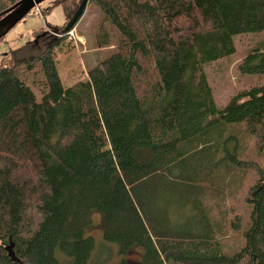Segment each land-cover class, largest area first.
<instances>
[{
	"label": "trees",
	"instance_id": "obj_1",
	"mask_svg": "<svg viewBox=\"0 0 264 264\" xmlns=\"http://www.w3.org/2000/svg\"><path fill=\"white\" fill-rule=\"evenodd\" d=\"M81 2L54 4L69 22ZM88 9L112 27L98 45L114 48L86 78L61 77L67 23L33 31L0 67V264H89L95 211L122 253L141 247V264H264V165L239 150L246 138L264 153V80L221 106L206 72L238 35L260 33L238 69L264 77V0H88L73 29ZM228 165L256 176L230 219L213 186Z\"/></svg>",
	"mask_w": 264,
	"mask_h": 264
},
{
	"label": "rangeland",
	"instance_id": "obj_2",
	"mask_svg": "<svg viewBox=\"0 0 264 264\" xmlns=\"http://www.w3.org/2000/svg\"><path fill=\"white\" fill-rule=\"evenodd\" d=\"M57 0H46L38 5L37 9H33L22 21H20L4 38L0 39V67L12 66L13 59L11 50L17 47V45H24L29 38L32 37V33L38 29H54L62 28L65 23H68L66 13L62 4H54ZM80 4V3H79ZM78 4V5H79ZM70 21V20H69ZM104 25L106 27H104ZM108 29L109 33L112 32V27L109 24L102 23L101 14L94 10H87L81 23L77 28H72L74 34H69L67 39L63 41L62 48L58 50V67L61 77L66 85L71 84L79 79L86 78L87 70L90 66H94L96 62L100 61L114 46L102 47L98 45L97 40L102 29ZM52 31V30H50ZM106 31V30H104ZM59 35V33H58ZM112 34H110L111 36ZM262 34L244 33L236 37L237 52L231 56L223 57L217 61H213L206 66V72L209 77L210 85L214 90V98H216L219 105H224L234 94L240 90L250 87L255 82L264 80V77L245 75L238 69L239 63L243 60L244 56L248 53L249 49L255 46L256 42L262 38ZM112 43H115L114 37L110 39ZM38 97H41L39 91H35ZM252 139L243 138L240 141L239 150L248 154L250 159L259 162L264 165V153L262 155L256 154L254 143ZM232 170L229 171L226 176H223L225 170L219 171V176L224 177V180L216 178L215 187L220 185L223 187L222 191H226L223 206L227 207V214L222 216L229 218L234 214H239L243 211L244 204L241 202V197L247 192V187L255 180V175L249 171H235L233 167L228 165ZM226 169V165H224ZM234 172V174H233ZM233 177L237 186L236 190L241 192L234 193L230 189L227 183V179ZM225 181V183H224ZM247 185V186H246ZM246 186V187H245ZM245 187V188H244ZM212 205H216L214 193L211 195ZM221 213L217 212V218L220 220ZM186 220H192L193 214H190V210L186 213ZM101 213L95 211L90 216V223L86 228L87 235L94 237L95 246L90 255L89 264H118L123 262V259H129L132 264H141L142 249L139 246L132 248L129 253H122L120 246L116 242H110L104 237V229L102 223ZM226 227H230L226 224ZM239 232L230 233L229 239L235 243ZM59 257L65 256L60 253ZM71 264V262H69ZM122 264V263H121Z\"/></svg>",
	"mask_w": 264,
	"mask_h": 264
},
{
	"label": "water",
	"instance_id": "obj_3",
	"mask_svg": "<svg viewBox=\"0 0 264 264\" xmlns=\"http://www.w3.org/2000/svg\"><path fill=\"white\" fill-rule=\"evenodd\" d=\"M46 0H20L15 5L0 13V39L5 37L15 25L22 21L34 8ZM88 0H82L80 6L75 10L70 21L64 28L65 31L71 30L76 22L83 16ZM14 249V243L7 247L11 260L20 263L21 259L17 256Z\"/></svg>",
	"mask_w": 264,
	"mask_h": 264
},
{
	"label": "built area",
	"instance_id": "obj_4",
	"mask_svg": "<svg viewBox=\"0 0 264 264\" xmlns=\"http://www.w3.org/2000/svg\"><path fill=\"white\" fill-rule=\"evenodd\" d=\"M34 9H35V8H34ZM36 9H37L38 11H40V10H39V8H38V6L36 7ZM69 34H72V35L74 34V31H73V29H72V30H70V33H69Z\"/></svg>",
	"mask_w": 264,
	"mask_h": 264
},
{
	"label": "crops",
	"instance_id": "obj_5",
	"mask_svg": "<svg viewBox=\"0 0 264 264\" xmlns=\"http://www.w3.org/2000/svg\"><path fill=\"white\" fill-rule=\"evenodd\" d=\"M10 33V32H9ZM19 45H17V47H18ZM17 47H15V48H17Z\"/></svg>",
	"mask_w": 264,
	"mask_h": 264
}]
</instances>
